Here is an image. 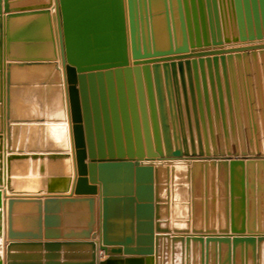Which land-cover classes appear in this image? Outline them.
I'll return each instance as SVG.
<instances>
[{"label":"water","instance_id":"95a60500","mask_svg":"<svg viewBox=\"0 0 264 264\" xmlns=\"http://www.w3.org/2000/svg\"><path fill=\"white\" fill-rule=\"evenodd\" d=\"M0 264H264V0H0Z\"/></svg>","mask_w":264,"mask_h":264}]
</instances>
